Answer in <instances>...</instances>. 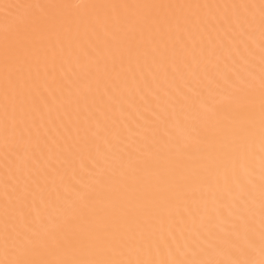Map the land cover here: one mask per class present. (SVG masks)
Wrapping results in <instances>:
<instances>
[{
	"label": "snow or ice",
	"instance_id": "obj_1",
	"mask_svg": "<svg viewBox=\"0 0 264 264\" xmlns=\"http://www.w3.org/2000/svg\"><path fill=\"white\" fill-rule=\"evenodd\" d=\"M0 7V264H264V0Z\"/></svg>",
	"mask_w": 264,
	"mask_h": 264
},
{
	"label": "bare ground",
	"instance_id": "obj_2",
	"mask_svg": "<svg viewBox=\"0 0 264 264\" xmlns=\"http://www.w3.org/2000/svg\"><path fill=\"white\" fill-rule=\"evenodd\" d=\"M24 0H0V6L5 4H15V3H23ZM164 2H196V0H164ZM198 2L201 3H233V2H241V0H198ZM253 2L258 3L259 0H253ZM5 10L3 7H0V27H3L6 23L5 21ZM63 115V109H57L56 105L54 104L52 107V111L50 116L48 114H45L44 119L48 121L49 119L55 120L57 123H59L61 116Z\"/></svg>",
	"mask_w": 264,
	"mask_h": 264
}]
</instances>
